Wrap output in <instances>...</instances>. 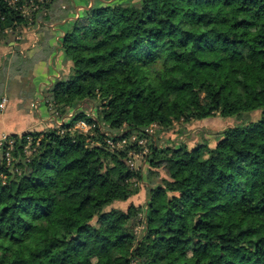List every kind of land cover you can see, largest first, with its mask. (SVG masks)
<instances>
[{
  "label": "trees",
  "instance_id": "obj_1",
  "mask_svg": "<svg viewBox=\"0 0 264 264\" xmlns=\"http://www.w3.org/2000/svg\"><path fill=\"white\" fill-rule=\"evenodd\" d=\"M11 1L0 40L27 25ZM69 1V72L49 90L63 123L10 135L0 159V264H264V0ZM233 117L213 147L184 143L193 122Z\"/></svg>",
  "mask_w": 264,
  "mask_h": 264
},
{
  "label": "crops",
  "instance_id": "obj_2",
  "mask_svg": "<svg viewBox=\"0 0 264 264\" xmlns=\"http://www.w3.org/2000/svg\"><path fill=\"white\" fill-rule=\"evenodd\" d=\"M88 2L91 4L90 0ZM71 4L73 5L72 2ZM78 11L79 7L73 6L71 14L77 16ZM70 20L71 16L60 24H55L63 26ZM63 27L60 32L65 30ZM40 30L41 28L37 30L38 45L33 49H29L28 42L31 36L28 33L23 34L20 42L10 41L7 44L11 38L8 36L5 39L7 41L3 40L0 43V101L3 98L7 100L4 109L0 111V135L22 136L28 132H42L53 128L56 123L43 95L44 91L52 86V81H56L57 78L60 80L63 73L68 72L69 64L64 62L61 56L56 58L55 38L43 31L41 33ZM21 51L24 53L21 54ZM17 60L18 74L11 78L5 70L10 68L12 71ZM30 63L31 68L28 65ZM26 67L29 68V72L27 84L24 86L20 70ZM24 88H27V93L22 92Z\"/></svg>",
  "mask_w": 264,
  "mask_h": 264
},
{
  "label": "rangeland",
  "instance_id": "obj_3",
  "mask_svg": "<svg viewBox=\"0 0 264 264\" xmlns=\"http://www.w3.org/2000/svg\"><path fill=\"white\" fill-rule=\"evenodd\" d=\"M72 8H73V5L71 4V2L69 0H56L55 1V5L52 7V11L50 12L51 17L53 18L52 24L55 25V22H59L61 20H62V22L65 21L68 18V14L72 10ZM72 18L76 19V16H74ZM63 26H58V28H57L58 31H52L49 28L42 27L40 32L42 33V31H43L44 33H47L48 36H50L52 38L53 37L56 38L55 36L58 34V32L60 31V29ZM63 28H65V26ZM21 34H22L21 31L15 32L12 35H11V33H8L7 36H10L11 38L8 41L7 40H4V41H7V44L10 43V41L13 42V43L14 42L16 43L18 41L17 38ZM0 42L2 43L3 40L1 39ZM14 65L15 66L12 69V71H11L10 68H9V70H5L6 74L9 75L11 78H14V76L18 74L16 72V70L18 69V60L15 62ZM28 65H29V68H31V63L28 64ZM6 67H8V66L6 65ZM19 68H20V66H19ZM29 68L26 67V68H23V70L22 69L20 70L22 72V73L20 72L21 75H22L21 77L23 78V81L25 83L24 86H26V84H27V76H28ZM2 71H4V70H2ZM68 72H69V70H68ZM57 79H56V81H57ZM50 89H51V87L48 90L44 91V94H45V97L47 98V105L51 109L52 115L54 117V114L56 113V111L54 109V106L51 103L52 102L51 101V94L49 93ZM22 92L23 93L24 92L27 93L28 92L27 88H24L22 90ZM29 94H31V93H29ZM82 110H83V113L85 115L90 113V112H94L93 106L91 107V106H88V105L84 106V108ZM71 114H72V112H68L65 116L69 117V116H71ZM247 116H249V115H246L245 118ZM62 118L59 117V119H58L59 121L56 122V124L58 126L62 125V122H61ZM258 118H259L258 114H254V115L251 116V120L252 121H257ZM237 125H239V124H237V119L235 117L226 118V119L215 118V119H211V120L208 119L207 121L193 122L191 125H188V127L186 128L185 131H183V133H186L184 143L186 144L188 149H191L194 146H196L198 144H203V143H206L210 147H213L214 144H215V135L218 132H221L222 130H225V129H228V128H231V127H235ZM75 128L77 130L81 131V132H84V133H86V132H88L90 130L88 126L85 125L83 127L81 123H79ZM176 136L177 135H175V136L171 135V136H167L166 138L169 137L171 139H175ZM132 142L133 141H132V138H131V143ZM123 146H124V144H123ZM141 163H142V158L136 159L135 160V167L138 169L139 166L141 165ZM145 196H146V193L141 188L140 193L137 196H135V197L131 198L130 200H128L126 203H124L121 208L125 209L128 206V204H130V203L134 204L135 206H141L145 202V198H146Z\"/></svg>",
  "mask_w": 264,
  "mask_h": 264
},
{
  "label": "built area",
  "instance_id": "obj_4",
  "mask_svg": "<svg viewBox=\"0 0 264 264\" xmlns=\"http://www.w3.org/2000/svg\"><path fill=\"white\" fill-rule=\"evenodd\" d=\"M43 2V0H12L10 3L15 6V11L18 12L23 18L27 19V25L26 27L19 28L15 32L21 31L22 34L17 38V42H20L22 40V36L24 33H28L31 36L30 41L28 42L29 49L36 48L38 45V35H37V30L41 28V20H37L36 24H33V20L31 19V14L33 12H36L39 10V6L37 3ZM47 15V12L42 11L41 16L45 17ZM33 26V27H32ZM46 28L51 29L54 31L55 25L54 24H49L45 26ZM36 30V31H35ZM8 33L13 34L11 31H8ZM4 34V32L2 33ZM21 54L24 53V51L20 52ZM7 103V100L5 98L1 99L0 101V111H2ZM73 114V113H72ZM71 114V116H72ZM55 116L58 117L57 113L54 114ZM70 117V116H69ZM55 121L58 122V118L54 117ZM63 123V121H62ZM82 126L84 127L85 125L81 123ZM148 133H152L151 130L147 131ZM27 145L24 147V152L26 154H30V143H31V138L27 137ZM132 141L136 142L140 146H145L146 140H137L136 137H132ZM124 142L121 144H113L112 142L108 141L107 145L111 148H122ZM15 148V140L10 137V135L7 134H1L0 135V159L5 161L6 166H9L12 162V153ZM147 150L145 149L142 154H135L132 153L129 155L130 159L128 161L129 167L132 170H137L135 167V160L139 159L142 157L143 154H145Z\"/></svg>",
  "mask_w": 264,
  "mask_h": 264
},
{
  "label": "water",
  "instance_id": "obj_5",
  "mask_svg": "<svg viewBox=\"0 0 264 264\" xmlns=\"http://www.w3.org/2000/svg\"><path fill=\"white\" fill-rule=\"evenodd\" d=\"M91 1V3L93 2V0H90ZM91 7V5L87 8V9H89Z\"/></svg>",
  "mask_w": 264,
  "mask_h": 264
}]
</instances>
